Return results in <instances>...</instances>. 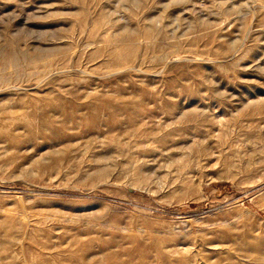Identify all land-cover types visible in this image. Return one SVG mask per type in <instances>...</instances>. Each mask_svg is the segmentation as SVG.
<instances>
[{
	"label": "rangeland",
	"instance_id": "1",
	"mask_svg": "<svg viewBox=\"0 0 264 264\" xmlns=\"http://www.w3.org/2000/svg\"><path fill=\"white\" fill-rule=\"evenodd\" d=\"M0 264H264V0H0Z\"/></svg>",
	"mask_w": 264,
	"mask_h": 264
}]
</instances>
